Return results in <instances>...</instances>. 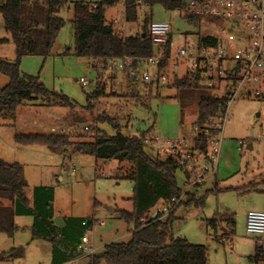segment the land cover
<instances>
[{
  "label": "rangeland",
  "instance_id": "obj_1",
  "mask_svg": "<svg viewBox=\"0 0 264 264\" xmlns=\"http://www.w3.org/2000/svg\"><path fill=\"white\" fill-rule=\"evenodd\" d=\"M74 1L70 0L60 12L66 22L51 53L24 56L20 65L22 72L39 76L47 88L68 96L74 106L46 104L38 98L20 105L15 120L0 116V158L22 165L31 206L36 186H52L54 198L50 204L54 220L86 217L97 221L85 230L89 247L95 248V253L73 262L93 264L106 244L128 242L132 238L134 222L118 212H132L134 208V182L123 177L131 165L127 162L121 165L116 159L97 160L93 155L75 152L74 146L53 151L40 144H20L15 135L65 133L78 143L92 140L97 131L109 135L119 131L125 135L154 131L163 141L187 138L192 143L198 102L193 89L183 97L174 87L172 77L166 83L161 82L157 67L147 62L133 67L137 78L132 79L130 69L118 67L122 59L114 63L111 59L77 56L71 22ZM137 5L140 8L134 22L126 21L123 4L108 7L107 23L117 18L121 26L118 34L127 36L143 31L145 17H148L147 28L151 20L169 21L174 28V46L184 44L186 39L196 41L193 25L177 11L160 5L153 8L143 3ZM4 38L7 41L0 42V57L15 61V44L0 11V39ZM145 71L151 74L149 80L142 77ZM81 77L89 80L87 86L78 81ZM8 82L9 77L0 72V87ZM227 110L228 120L219 135L218 173L204 182L187 185L185 172L176 171L178 185L184 193L175 211L174 234L194 244H205L209 264H264V258L257 259L258 235L247 233L245 223L247 211L264 210V139L260 138L264 131V98L240 92ZM85 125L89 129H84ZM190 195L203 201L187 205ZM161 206L162 202L150 215ZM231 218L232 228L228 223ZM34 220V215H18L14 234L0 230V264H53L52 243L34 236ZM212 220L215 225L211 224ZM261 238L264 240V234ZM18 249L21 255L7 257ZM97 264L109 263L101 258Z\"/></svg>",
  "mask_w": 264,
  "mask_h": 264
},
{
  "label": "trees",
  "instance_id": "obj_2",
  "mask_svg": "<svg viewBox=\"0 0 264 264\" xmlns=\"http://www.w3.org/2000/svg\"><path fill=\"white\" fill-rule=\"evenodd\" d=\"M70 0H2L0 11L5 27L12 35L16 48V60L9 61L0 57V72L9 77V82L0 87V116L6 119L17 118L18 107L38 98L46 104L56 106H74L73 101L62 93L51 90L40 81L21 71V60L27 55L48 56L65 25L61 10ZM187 0H75L74 16L71 20L75 33L74 52L77 56L92 59L132 58V65L139 66V60L155 53V46L149 35L148 17L143 22V31L139 34L121 36L106 21V9L123 3L126 20L138 19L140 6L153 8L157 5L166 10H175ZM96 4V7L93 5ZM151 16V15H150ZM7 41L6 38L0 42ZM170 57V48L159 63L160 73L165 71ZM173 85L187 97L189 90L196 92L198 116L194 126H201L226 106L227 97H219L212 90L199 85V79L189 75L173 78ZM146 132L138 135H125L121 131L115 135L97 131L92 140L74 143L65 133H17L16 142L20 144H40L57 151L74 146L77 153L93 155L97 160L116 159L121 165L129 163L131 167L123 176L134 182L133 211L119 210V215L134 222L135 229L128 242H111L104 251L95 257L97 264L104 258L109 264H209L208 248L205 244H194L186 237L175 236L173 223L176 208L166 216L158 212L155 217L151 210L160 201L179 198L182 189L176 179L179 169L170 158L151 156L144 146ZM198 147L205 149L206 142L202 134L196 137ZM187 176V175H186ZM28 182L23 175V167L18 162H7L0 158V230L12 235L17 229L16 216L34 215V236L51 241L53 264H64L78 256L77 246L85 230L93 226L94 220L86 217L62 218L64 226L54 220L50 204L54 198L52 186L34 188V204L30 205L26 189ZM5 201H8L6 203ZM190 195L187 205L196 204ZM86 221V225L83 224ZM231 228L233 219H228ZM215 225V220L211 221ZM59 238V240H57ZM70 239V240H68ZM258 251V247H256ZM257 259H263L257 253Z\"/></svg>",
  "mask_w": 264,
  "mask_h": 264
},
{
  "label": "built area",
  "instance_id": "obj_3",
  "mask_svg": "<svg viewBox=\"0 0 264 264\" xmlns=\"http://www.w3.org/2000/svg\"><path fill=\"white\" fill-rule=\"evenodd\" d=\"M93 5L96 7V4ZM175 11L193 25L192 32L196 41L186 39L184 44L174 46L172 22L152 21L149 35L155 46V53L140 59L139 64L147 62L158 67L169 47L167 68L170 70L160 73L161 82H168L169 76L174 78L176 75H189L193 79L197 76L201 87L212 90L219 97H227V102L206 123L195 125L196 134L192 143L187 138L163 141L154 131L146 132L143 142L147 151L154 152L160 158L174 160L178 168L187 175V185H196L218 173L219 135L228 120L227 108L231 100L240 92L264 98V0H187ZM110 24L118 33V28L121 27L118 19L113 18ZM119 59L123 61L118 67L130 69L131 74L137 78L132 58L125 56L112 60L115 63ZM179 70L181 74L178 73ZM142 77L149 80L151 74L145 71ZM78 81L84 87L89 84L85 77ZM84 129H89V126L85 125ZM200 134L205 138V149L196 144V137ZM260 138L264 139V131ZM183 193L182 191L179 198L164 201L156 212H162L164 216L169 214L182 201ZM95 222L97 221L93 224ZM86 223L83 221L84 225ZM245 223L247 233L259 236L256 239L258 254L264 257V240L261 238L264 234V210L247 211ZM89 243L88 236H83L77 246L81 255L64 264H73L78 257L93 255L95 248L89 247Z\"/></svg>",
  "mask_w": 264,
  "mask_h": 264
},
{
  "label": "water",
  "instance_id": "obj_4",
  "mask_svg": "<svg viewBox=\"0 0 264 264\" xmlns=\"http://www.w3.org/2000/svg\"><path fill=\"white\" fill-rule=\"evenodd\" d=\"M132 79H135L134 75L132 76ZM156 214H157V212L155 211L152 216L155 217ZM55 221H56V223L58 225H63L64 224L62 217H56ZM21 254H22V251L20 249H18L16 251H14L13 253L9 254L7 257H12V256H15V255H21Z\"/></svg>",
  "mask_w": 264,
  "mask_h": 264
},
{
  "label": "crops",
  "instance_id": "obj_5",
  "mask_svg": "<svg viewBox=\"0 0 264 264\" xmlns=\"http://www.w3.org/2000/svg\"><path fill=\"white\" fill-rule=\"evenodd\" d=\"M120 4H123V3H120ZM53 128H54V127H52V129H53ZM160 202L163 203L164 201H160ZM160 202H159V203H160ZM159 203H158V204H159ZM158 204H157L156 206H158ZM156 206H155V207H156ZM154 212H155V211H154ZM152 215H153V214H152Z\"/></svg>",
  "mask_w": 264,
  "mask_h": 264
}]
</instances>
